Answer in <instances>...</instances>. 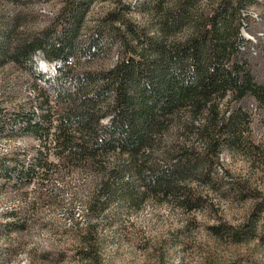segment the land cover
Instances as JSON below:
<instances>
[{
  "label": "trees",
  "instance_id": "16d2710c",
  "mask_svg": "<svg viewBox=\"0 0 264 264\" xmlns=\"http://www.w3.org/2000/svg\"><path fill=\"white\" fill-rule=\"evenodd\" d=\"M22 1L0 0V66L24 73L32 98L0 112V131L7 124L8 136H28L36 144L26 159L0 155V190L20 192L33 182L36 198L53 203L58 188L49 177L83 172L87 211L100 212L120 197L132 202V190L193 209L200 196L181 179L204 176L207 158L232 144L250 107L264 108V78L255 62L262 46L239 32L243 26L252 33L249 9L259 3L173 0L162 10L152 2L150 36L125 16L128 3L111 0L112 8L82 39L80 23L91 0H66L36 31L25 26ZM110 47L116 59L96 66ZM90 62L96 64L85 67ZM17 215L14 209L4 213L6 234L25 228ZM245 224V230L224 224L208 230L239 241L255 234L251 218ZM70 233L71 256L80 264H100L95 223Z\"/></svg>",
  "mask_w": 264,
  "mask_h": 264
},
{
  "label": "rangeland",
  "instance_id": "374dc122",
  "mask_svg": "<svg viewBox=\"0 0 264 264\" xmlns=\"http://www.w3.org/2000/svg\"><path fill=\"white\" fill-rule=\"evenodd\" d=\"M65 1L23 0L26 28L36 31L51 23ZM120 1L129 4L125 16L150 36L154 33V22L148 7L157 2L164 10L173 2ZM256 1L259 4L249 9L253 19L249 24L252 33L246 32L243 26L239 32L242 37L253 43L258 41L264 47V0ZM112 6L111 0H91L80 23L78 33L82 39ZM179 33L175 32L174 37L179 38ZM262 47H259L261 57L255 62L263 79ZM116 56L117 50L110 47L96 60V66H107ZM94 64L90 62L85 67ZM29 83L24 73L10 65L0 66L2 114L28 103L32 98ZM250 109L247 118L236 125L237 138L232 144L217 157L207 158L205 175L197 177L190 173L181 179L196 197L200 196L191 210L161 201V198L136 196L132 190V195L136 196L132 202L120 197L100 212L87 211L84 201L88 189L82 182L88 176L83 172L71 173L62 179L55 175L49 177L51 184L58 188L53 203L36 198L33 182L22 186L20 192L9 191L7 187L1 189L0 222L6 211L14 209L25 221V228L6 234L0 226V264H80L71 256L75 240L70 232L86 222L95 223L100 264H264V108L257 109L253 105ZM2 127L0 155L14 153L20 158H29L36 141L28 136H8L7 124ZM49 158L54 160L52 155ZM247 218H251L255 226V234L250 239H220L208 230L212 224L245 230Z\"/></svg>",
  "mask_w": 264,
  "mask_h": 264
}]
</instances>
